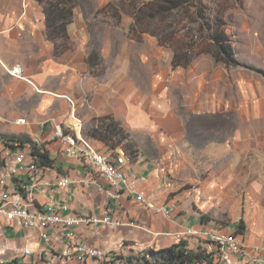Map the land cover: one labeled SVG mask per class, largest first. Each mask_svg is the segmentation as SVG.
Instances as JSON below:
<instances>
[{
    "label": "crops",
    "instance_id": "0c3cea01",
    "mask_svg": "<svg viewBox=\"0 0 264 264\" xmlns=\"http://www.w3.org/2000/svg\"><path fill=\"white\" fill-rule=\"evenodd\" d=\"M93 1L96 7L91 11L83 12L75 6L67 26L70 49L55 56L54 44L47 37L42 4L38 0H0V116L26 120L24 126L14 130L10 125L0 124V132L12 134L6 138L31 139L46 150L54 163L49 171H41L43 182L65 178L79 181L56 195L58 199L67 200L68 213L100 216L108 209L110 217L121 225L75 227L73 238L63 243L50 231L51 242L47 249L51 256L42 258L40 250L45 246L40 242L39 230L24 229L0 218V264H16L15 261L18 264H75L74 257L69 255L70 247L75 244L124 257L147 249L167 248L181 240L187 241L192 249L194 238L180 237L188 228L233 231L248 248L264 249V136L252 134L250 139L244 140L250 145L248 153L241 139H231V143L225 145L189 137L190 127L182 111L206 115L208 108L194 109L193 103L186 98H173L170 90L178 86L183 89L185 76L178 80L176 69L162 72L159 52L149 64L151 58L148 56L136 53L131 58L124 53L123 47L110 49L106 44L99 47L104 68L96 74L94 68L97 66L90 67L87 62L88 18L109 0ZM131 61L137 65L133 66ZM166 66L170 67L168 63ZM14 68L20 69L19 77L10 74ZM178 101L186 109L178 107ZM103 116H112L136 145L135 156L115 148L129 159L122 167L123 172L137 179V191L151 206H174L171 219L125 193L108 198L96 186L86 184L94 178L97 184L109 188L106 180L95 175L80 160L64 154L62 143L55 138L56 125L66 132L76 130L100 152L111 153L113 148L82 130L84 123ZM43 123H46L44 127ZM35 131H41L39 138L34 137ZM212 166L214 169L209 171L207 179L197 181L202 199L206 200L208 193L247 192L251 204L246 205V210L252 205L255 207L256 222H242L243 230H238L239 222L218 225L211 221L207 213L210 203H216L215 198L210 201L197 198L195 204L200 210L192 199L183 203H177L176 198L168 200L170 190L166 175L171 174L170 167L174 172L185 168L193 176ZM10 186L14 187L15 182H10ZM68 193H73L72 198L66 199ZM45 201L46 197L37 196L39 204ZM228 226L233 228L229 230ZM26 249L32 252L29 257L24 255ZM86 264L97 262L88 260Z\"/></svg>",
    "mask_w": 264,
    "mask_h": 264
},
{
    "label": "rangeland",
    "instance_id": "374dc122",
    "mask_svg": "<svg viewBox=\"0 0 264 264\" xmlns=\"http://www.w3.org/2000/svg\"><path fill=\"white\" fill-rule=\"evenodd\" d=\"M203 3L211 6V9L222 11L225 29L235 54L241 63L249 68L225 67L215 62L210 55L203 54L195 58L187 68H175L178 72V80L184 75L186 83L183 89L178 86L179 88L170 90V94L178 100L179 97L186 98L193 103L194 109L201 106L208 108L206 115L182 111L190 127L189 137L225 145L228 142L231 143V139H241L242 145L247 149L245 153H248L250 145L244 140L250 139L252 134L264 136V0H203ZM76 6L86 12L93 10L96 3L93 0H76ZM172 15L175 16L176 13ZM129 21L130 19L123 15L119 25H116L111 16L99 12L91 15L88 18L90 30L88 56L90 53L99 55V47L109 44L110 49L113 46L115 49L123 47L124 53L131 58L136 53L148 56L151 58L149 64H152L153 55L159 52L161 71L174 72L175 69L173 70L170 65L172 51L158 46L156 39L149 35H145L139 42L132 39V35L126 32ZM186 22L185 19L176 25L181 34L190 28L185 26ZM168 23L175 22L170 20ZM181 25L185 26L184 29ZM131 62L133 66L137 65L135 61ZM166 63L170 67L166 66ZM103 68L100 64L94 68V72L100 74ZM177 106L186 109L179 101ZM98 124L97 122L84 123L82 125L84 134ZM12 128L14 130L18 126L12 125ZM40 134L41 131H35L34 137L39 138ZM2 135L12 136V134L0 132V137ZM116 143L112 141L109 145ZM118 147L124 150L125 145L118 144ZM127 152L135 156L136 145L132 144V149ZM209 164L211 163L207 165ZM171 168H169L171 174L166 175L170 190V193H167L168 200L176 198L177 203H183L185 200L192 199L193 204L200 210L195 200L198 198L200 201L203 193L198 189L197 181L207 179L209 171L214 167L210 169L205 167L203 171L194 173L193 176L185 168L176 169L177 172ZM212 198L216 199V203H210L207 214L210 215V220L218 225L222 222L224 225L240 221L244 224L246 221L252 223L258 219L253 205L249 211L246 210V205L251 204V201H248L247 192L208 193L206 200L202 199V201H210ZM233 214L236 217L233 218ZM231 228L233 227L228 226L229 230Z\"/></svg>",
    "mask_w": 264,
    "mask_h": 264
},
{
    "label": "built area",
    "instance_id": "2783aa9c",
    "mask_svg": "<svg viewBox=\"0 0 264 264\" xmlns=\"http://www.w3.org/2000/svg\"><path fill=\"white\" fill-rule=\"evenodd\" d=\"M10 74L19 77L20 69L14 68ZM49 122L54 123L53 120ZM0 124L24 126L26 120L24 118L9 120L0 116ZM45 124L41 126L44 127ZM55 138L62 143L66 156L80 160L95 175L102 176L109 188L97 184L94 178H90L86 182L87 185L96 186L97 190L108 198H116L120 193L136 197L148 208L171 219V212L175 207L155 208L145 200L137 191V179L123 172L122 167L129 159L118 149H113L109 154L102 153L76 130L66 132L59 125L55 126ZM43 169L49 171L51 167L40 168L31 156L28 145L21 147L0 140V218L6 223H17L24 229L39 230L40 242L45 246L40 250L42 258L51 256L47 249L51 242L50 231L58 235L60 242L63 243L73 238L72 229L75 227L121 225L120 221L110 217L108 209L100 216L68 213L67 200L58 199L56 195L70 185H77L79 181L65 178L43 182L40 177ZM13 181L14 187L10 186V182ZM72 195L73 193H68L66 199L72 198ZM37 196L46 197L45 203L39 204ZM180 237L182 239L193 237L195 245L192 249L204 255L203 260L192 264H264V249L248 248L238 240L237 234L233 231L211 232L188 228ZM24 255L29 257L32 252L26 249ZM69 255L74 257L75 264H86L88 260L97 264H109L113 257L107 250L84 244L70 247Z\"/></svg>",
    "mask_w": 264,
    "mask_h": 264
},
{
    "label": "trees",
    "instance_id": "16d2710c",
    "mask_svg": "<svg viewBox=\"0 0 264 264\" xmlns=\"http://www.w3.org/2000/svg\"><path fill=\"white\" fill-rule=\"evenodd\" d=\"M38 2L42 4L47 37L54 44V55L59 56L70 49L67 26L71 22L76 0ZM98 12L111 16L116 25H119L123 15L128 17L130 21L126 32L132 35V39L139 42L145 35L155 38L158 46L172 51L170 65L173 69L187 68L195 58L203 54L210 55L215 62L225 67L249 68L235 54L225 29L222 11L211 9L203 0H109ZM174 12L175 16L172 15ZM185 19V26L190 28L181 34L176 25ZM170 20L175 23L169 24ZM185 26L181 25L183 29ZM87 62L90 67L101 64L99 55L95 53H90ZM92 122L99 124L87 131L89 137L109 148H116L118 144L124 143L127 154V150L132 149L129 134L112 116L93 118ZM0 140L21 147L28 145L31 156L40 167H52L54 163L46 150L31 139L0 137ZM112 141L117 143L109 145ZM238 230H243L241 221ZM203 258V254L191 249L187 241L181 240L159 250L147 249L125 257L114 254L109 264H192ZM14 263L18 264L17 261Z\"/></svg>",
    "mask_w": 264,
    "mask_h": 264
}]
</instances>
